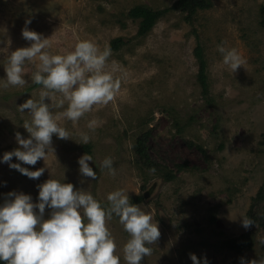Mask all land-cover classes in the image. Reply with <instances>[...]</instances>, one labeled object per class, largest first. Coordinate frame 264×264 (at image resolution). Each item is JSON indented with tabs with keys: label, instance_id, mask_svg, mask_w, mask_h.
I'll return each instance as SVG.
<instances>
[{
	"label": "rangeland",
	"instance_id": "obj_1",
	"mask_svg": "<svg viewBox=\"0 0 264 264\" xmlns=\"http://www.w3.org/2000/svg\"><path fill=\"white\" fill-rule=\"evenodd\" d=\"M175 1L0 0V79L6 78L7 55L30 46L22 36L27 27L49 38L51 54H66L81 40H91L100 51L110 48L105 71L121 83L113 101L94 106L75 126L60 118L69 139L53 135L54 152L49 150L45 161L27 165L12 158L30 170L44 167L38 179L0 163V203L10 191L30 194L35 202L37 185L48 179L90 192L105 209L107 195L123 189L130 201L141 197L134 204L152 215L160 231L141 264H192L190 253L206 256L209 264L258 260L264 258V229L258 224L245 229L241 217H247L264 182V0H209L210 6L191 21L171 8ZM138 5L160 12L143 37L136 36L138 22L127 16ZM118 38L124 44L114 48ZM220 44L245 59L235 73L222 63ZM196 48L206 65L205 94L197 82ZM25 68L23 86L3 87L0 80V157L20 147L17 132L29 137L23 124L31 115L18 106L39 100L43 90L34 87V65ZM53 97L45 103L59 115L67 101L57 108L62 94ZM81 133L89 135L87 144H80ZM140 137L155 171L141 158L135 160L133 145ZM85 153L93 157L88 163L95 180L79 173L78 158ZM106 157L112 158L115 175L101 167ZM256 210L264 211V199ZM106 223L120 264H127L123 248L129 234L115 215ZM243 233L250 237V248L230 249L227 243Z\"/></svg>",
	"mask_w": 264,
	"mask_h": 264
},
{
	"label": "clouds",
	"instance_id": "obj_2",
	"mask_svg": "<svg viewBox=\"0 0 264 264\" xmlns=\"http://www.w3.org/2000/svg\"><path fill=\"white\" fill-rule=\"evenodd\" d=\"M25 23L30 24L31 20ZM22 36L31 44L7 55L6 78L0 80L3 87L23 86L25 65L30 63L35 67L32 81L42 85L43 90L39 100L30 98L18 106L21 113L28 110L31 115V121L23 124L30 135L23 138L17 132L15 140L20 147L5 152L0 163H8L11 169L35 180L45 172L44 167L30 170L20 163H12V158L27 165H35L40 159L45 161L49 150L54 152L53 135L69 139V132L58 123L60 118L72 121L75 126L94 106L113 101L121 83L113 72L105 71L110 48L100 51L91 40H81L66 54H51L47 50L49 38L27 27L22 30ZM217 50L222 63L232 73L246 63L235 48L220 44ZM53 93L62 94L55 107L63 108L67 101V107L59 115H53L52 105L45 103L46 98L50 101L54 98ZM95 123L92 121L88 127L92 128ZM89 140L87 133L80 134V144H87ZM89 161L93 157L86 153L78 158L79 173L95 180L97 173ZM101 167L115 175L111 157H106ZM37 188L35 202L30 194L10 191L0 203V264H120V257L115 254L116 242L106 223L113 215L119 218L130 237L123 248L127 264H141L152 254L147 245L158 241V224L153 223L152 215L132 203L123 189L107 195L110 206L105 209L90 192L74 188L72 183L48 179ZM46 208L50 210L47 218ZM241 218L245 229L253 225L251 219ZM189 257L192 264H209L206 256L198 259L190 253ZM240 264H264V258L245 261L241 257Z\"/></svg>",
	"mask_w": 264,
	"mask_h": 264
},
{
	"label": "trees",
	"instance_id": "obj_3",
	"mask_svg": "<svg viewBox=\"0 0 264 264\" xmlns=\"http://www.w3.org/2000/svg\"><path fill=\"white\" fill-rule=\"evenodd\" d=\"M210 6L209 0H176L171 8L174 10H179L185 13V20L191 21L198 10L206 9ZM127 16L132 20L138 22L136 36L143 37L145 36L155 24L156 20L160 17V12H155L152 10L147 9V7L138 5L131 8ZM260 16H261V23L264 24V1L260 6ZM113 44V43H112ZM124 44V40L118 38L114 41L112 45L114 48H118L119 45ZM197 54L198 60V84L202 88V93L205 94L207 90V84L205 81V61L203 57L200 55L199 49L196 48L194 51ZM39 86L38 84L34 83V87ZM145 139L140 137L137 139L135 144L133 145L134 153L136 155L135 160L141 158L143 162V166L147 167L148 169H155L152 160L148 157L144 145ZM144 159V160H143ZM182 168V165L178 166ZM167 177H172L171 174H168ZM141 199L140 196L135 197L131 202L135 203ZM264 199V182L260 187L259 191L257 192L256 197L253 199L251 206L247 211V218L253 221V225H260L264 229V211L259 213L256 209L258 208V203H260ZM227 246L230 249H235L237 251L242 250L243 248H250L251 241L250 237L247 233H243L237 238L232 239L230 242L227 243ZM264 251V247H263Z\"/></svg>",
	"mask_w": 264,
	"mask_h": 264
}]
</instances>
